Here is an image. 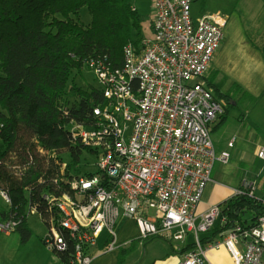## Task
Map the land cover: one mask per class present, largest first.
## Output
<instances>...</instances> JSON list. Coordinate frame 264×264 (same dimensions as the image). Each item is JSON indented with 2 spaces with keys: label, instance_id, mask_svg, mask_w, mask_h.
Here are the masks:
<instances>
[{
  "label": "built area",
  "instance_id": "obj_1",
  "mask_svg": "<svg viewBox=\"0 0 264 264\" xmlns=\"http://www.w3.org/2000/svg\"><path fill=\"white\" fill-rule=\"evenodd\" d=\"M152 37L131 42L124 66L94 65L106 104L94 109L97 126L76 127L83 144L98 151L93 176L74 184L77 198H48L54 218L45 242L57 253L73 243L67 264H94L92 249L103 234L106 252L116 250L121 217L135 221L140 238L187 242L194 248L179 264H206L209 252L226 245L235 264H264V216L255 226L236 223L222 241L203 244L221 216L211 208L197 222L196 211L213 182L215 165L229 162L218 155L212 131L225 114L205 82L225 35L229 17L221 11L193 15L197 0H151ZM234 142L229 143V148ZM264 160V149L259 154ZM254 186L237 195L257 198ZM1 196L10 202L4 193ZM264 204V197L257 198ZM17 222L1 221L0 231L13 233Z\"/></svg>",
  "mask_w": 264,
  "mask_h": 264
},
{
  "label": "trees",
  "instance_id": "obj_2",
  "mask_svg": "<svg viewBox=\"0 0 264 264\" xmlns=\"http://www.w3.org/2000/svg\"><path fill=\"white\" fill-rule=\"evenodd\" d=\"M133 2L0 0V195L10 200L8 208L0 204V213L2 221L17 222L13 233L21 234L22 246L33 235L28 226L33 211L50 228L60 214L48 198H77L75 181L95 174L78 165L84 154L99 153L84 145L74 129L95 128L94 109L104 107L106 98L98 87H69V81L75 71H93L94 65L124 66L126 47L143 38L147 21ZM84 8L91 15L88 25L79 20ZM68 97L75 99L72 105ZM245 193L219 206L220 222L208 239L236 223L255 226L264 216L262 201ZM247 215L251 221L244 219ZM62 233L70 249L56 254L67 264L73 243Z\"/></svg>",
  "mask_w": 264,
  "mask_h": 264
},
{
  "label": "crops",
  "instance_id": "obj_3",
  "mask_svg": "<svg viewBox=\"0 0 264 264\" xmlns=\"http://www.w3.org/2000/svg\"><path fill=\"white\" fill-rule=\"evenodd\" d=\"M195 5V20L205 10L221 11L229 17L223 41L204 80L225 106L212 138L216 153L229 151L230 159L226 164L215 165L213 182L207 186L196 211L199 222L211 208L233 199L239 189L254 186L257 197V181L264 179V160L258 156L264 149V0H197ZM232 141L234 146L229 148ZM219 222L220 218L213 229ZM231 229L212 240L208 239L211 230L203 239H207L206 244L222 241ZM116 232L119 247L106 252L103 234L92 249L94 264H179L185 253L194 248L192 236L185 243L141 239L135 221L126 217H121ZM206 264L235 261L229 248L222 244L210 251Z\"/></svg>",
  "mask_w": 264,
  "mask_h": 264
},
{
  "label": "rangeland",
  "instance_id": "obj_4",
  "mask_svg": "<svg viewBox=\"0 0 264 264\" xmlns=\"http://www.w3.org/2000/svg\"><path fill=\"white\" fill-rule=\"evenodd\" d=\"M133 5L138 10V13L147 20L142 33L143 38L152 37V27L150 24L153 12L152 1L134 0ZM197 8L198 6L194 5V13L197 12ZM79 20L86 25L91 23V15L87 8L81 10ZM135 38H137L136 31L134 32V40ZM72 85L82 89H88L89 86L98 87L95 74L90 70H84L81 73L75 71L69 81V87ZM67 102L72 105L75 102V99L68 97ZM96 156L84 154L82 162L78 166L81 167L82 170H90L96 173L94 164L98 162V154H96ZM67 162L69 161L67 160ZM76 183L77 181H75L74 184ZM256 186L257 197L263 198L264 179H258ZM0 204L2 207H9L2 196H0ZM244 219L251 221L252 216L247 215ZM1 221L2 216L0 213V222ZM28 226L32 230L33 235L29 242L23 246L21 242V234L0 231V264H61L56 252L45 243V239L49 236L51 230L39 217L36 211H33L29 217Z\"/></svg>",
  "mask_w": 264,
  "mask_h": 264
},
{
  "label": "water",
  "instance_id": "obj_5",
  "mask_svg": "<svg viewBox=\"0 0 264 264\" xmlns=\"http://www.w3.org/2000/svg\"><path fill=\"white\" fill-rule=\"evenodd\" d=\"M46 243V242H45Z\"/></svg>",
  "mask_w": 264,
  "mask_h": 264
}]
</instances>
